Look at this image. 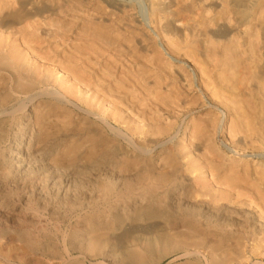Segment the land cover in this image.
I'll list each match as a JSON object with an SVG mask.
<instances>
[{"label":"bare ground","instance_id":"6f19581e","mask_svg":"<svg viewBox=\"0 0 264 264\" xmlns=\"http://www.w3.org/2000/svg\"><path fill=\"white\" fill-rule=\"evenodd\" d=\"M73 1L0 0V35L7 34L9 36V34L20 32L24 33L23 37L26 39L25 42H20L26 46L25 48L21 44V52L5 53L3 50L4 45L0 44V181L12 186L10 191L13 190V194L17 196L16 202L23 205L24 202L26 204V201L27 203H33L30 211L33 218L39 219L44 216L43 213L49 207L52 196H54L52 200L58 206L65 207L68 212L74 211L75 208L80 209L81 214L79 213V216L82 221L88 225L87 228L90 231H94L92 237L89 236L87 244L96 253L94 260L88 255L83 256V264L85 262H90V264H158V262L147 260V255L145 257L144 254L135 252V248H129L128 245L123 248L124 241L122 244L119 243L122 239L126 242L129 239V242H135L136 245L146 243L147 248H151V242H155L163 251L162 257L175 252L177 253L174 258L176 260L182 257L189 259L204 255L211 260L217 259L218 263L222 260L228 262L227 256H232L233 259L234 255L243 253L238 248L242 242H252L253 245L250 251L254 253L258 249L257 247H260L257 246L258 242L264 239V233H262L264 231V170L259 172L256 169L257 167L252 170L251 160L245 158L249 154L237 158H235V155L244 150H252L258 162H261L264 158V151H262L264 150V102L260 99V96L264 98V93L262 90L260 91L258 98L260 97L261 101L258 99L259 102L256 105L253 102L254 107H251V109L254 111L251 112V109L250 111L249 109L246 110V103H244L245 107L242 102L240 104L242 103L243 106L238 103L239 98L236 100V95L239 92L235 90L246 76L249 79L252 76L255 83L256 81L260 82L261 84H258L262 89L264 88V21L262 24H258V29L257 24L252 22L253 19L256 21V17L261 15L256 14L255 10L258 9L257 13L258 11L264 12L262 8L263 11L257 8V0H229L224 5L225 12L221 14V17L224 15V20L221 24H218L220 19L217 16H215L217 19L208 18L207 21L201 20L195 23L190 21L193 16L188 18L184 14L178 17L176 11L174 12L176 7V10L182 12L190 11L191 8L195 10L194 5H198L197 9H201L198 18L206 19L210 9L208 6L215 0H178V2L177 0H144L148 2L147 9L143 6L144 1L139 0V15L142 17L141 20L144 21L137 20L140 22L137 23L142 25V29L139 30L136 28V19L131 18V15L126 11L127 5L125 3L121 0H100L119 15L115 17L112 15L114 20L112 25L109 24L110 26H103L104 24L101 25L102 23L97 24L96 22L95 24L91 20H87L86 24L83 25L85 27L79 29L81 32L84 29L85 34L82 32L81 35L87 34L88 37H91V39L86 38V40L91 42L93 49L97 46L96 48L101 51L103 47L100 44L109 46L113 44L115 45L114 48L119 46L120 44L117 45V42L119 37L122 36L120 38L124 42L122 45H125L127 55L129 54L136 61L141 60L143 64L145 63L148 67H151L149 74H152L154 88L142 89V92H144L141 95V92H138L139 86L136 83L142 82L143 84H140L144 85L143 76L141 81L138 77L148 73L146 69L141 73L136 72L137 75L130 72L127 74H124V72L120 74L119 72L117 75H123V78L116 77L114 89L112 90L111 85L113 84H111L108 86L110 92H105L98 81L99 84L94 82V84L96 83L95 86L93 85L95 88H89L88 84L90 83L85 80L87 78L84 79V75L79 72L80 70L78 72L74 71V65H71L68 61V63L66 62L65 59H70L69 57L64 58L65 61H61L58 63L59 65L49 61L51 63H48L50 64L48 66L51 67L46 74L37 69H32L33 67L27 68L22 65L21 59H31L30 55L37 56V52H35L37 44L34 43L38 41L35 36L38 35L39 29H42L39 27L38 21H45L46 23L48 21L49 24H51L49 20L52 21L53 32L56 31L54 30L56 27L53 26L54 21L57 24L60 21L58 18L62 15L78 11L82 6L83 2L80 6H76ZM218 6L216 5V7ZM94 7L93 10L96 9ZM133 8L130 9L133 10ZM92 16L94 17L93 14ZM90 19L92 18L90 17ZM145 20H148L149 27L167 38V46L161 47L157 43L156 38L150 33L151 31L144 25ZM225 20H227V23ZM206 22L213 25L212 31H208L211 27L208 29L209 25L206 26ZM41 25L43 26V24ZM201 25L205 26L197 28ZM51 26L49 28H52ZM62 27H57V30L59 28L62 30ZM120 27L125 32H120ZM255 31L257 32L255 33ZM40 32L39 35L41 36L43 32ZM78 33L81 36L80 32ZM206 35L210 36L209 39L211 40ZM138 36L139 41L137 40ZM254 38H256V42ZM84 40L82 39V41ZM193 42L197 43L196 47H193L197 52L194 57L196 60V64H194L196 67H194L196 69L189 70L185 63H178V56L179 52L183 51L182 49L190 48ZM122 45H120L121 50L118 51L124 52ZM107 47L105 46V48ZM84 48L86 49V47ZM193 49L191 50L195 55ZM82 50L80 49V52ZM114 50L111 51L114 52ZM90 51L86 52L90 53ZM141 51L144 55L141 54ZM117 52H114V54ZM96 53L98 52L96 51ZM96 53L95 55L98 56ZM95 55L94 57H96ZM108 57L114 62L118 60L114 56L107 55L105 56L107 60L104 58L106 62H110ZM97 60L99 61V59ZM40 62L42 63V61ZM104 63L103 66H105ZM111 65V67H115L116 64ZM250 68H254L251 76L249 74L252 69L249 73H246L247 69ZM102 70L104 72V69ZM134 70L136 71V69ZM129 71L131 70L129 69ZM52 74H55L54 78ZM65 75L72 77L75 86L80 85L81 87L82 85L86 89V93L91 91L90 98L95 99V103L98 104L96 107V104L92 106L93 111L80 108L70 100V96H73L72 91L70 87L63 84L65 81L62 82L66 78ZM195 78L196 80L199 79L200 82L198 88L194 85ZM251 81L250 84L253 83ZM255 83L256 86L257 83ZM150 85L151 83L147 87H150ZM241 85L244 87L247 84L242 83ZM254 85L252 86L254 87ZM239 87L241 86L239 85ZM253 87L250 89L252 90ZM238 90L240 89L238 88ZM226 91H229V94ZM252 91V93H256L253 97L257 100L258 90ZM75 92L77 93L76 90ZM117 92H122V95L126 93L128 102H130V99L140 101L149 99L151 101L149 103L156 107L157 112L161 108H171L173 111L176 109L183 114L184 112L186 114L189 112L194 113L195 110L202 109H209V112L208 114L192 117L185 124L184 130L187 128L189 131V144L186 145L185 143L184 145L181 142L180 148L175 149L172 147L174 139L179 133L175 130L176 120L174 123L169 122L166 126L164 125L165 127L160 126L162 123L157 120L156 123L159 127L150 130L154 137H147L143 131L144 129H142L144 126L134 127L129 122L131 119L122 116L124 110L118 107L117 95L114 94ZM231 92L237 93L236 95L234 93L232 97ZM189 93H193V95L189 97ZM252 93L249 94L253 95ZM249 94L246 95L249 96ZM250 97L249 99H251ZM40 98L47 99V101L44 100L38 103L43 105L45 111L58 114L56 109L61 108V105H68L92 117L93 122L96 124L95 128H98L97 131H99L95 132L96 134L100 135L102 131L107 134V138H102L99 135L93 136L94 132L92 134V139L96 137V140L93 144L95 151L93 164L88 170L93 171L92 190L94 196L90 199L85 200V198L80 197L77 202L68 198L71 190L74 192L73 196H77V189L81 185L80 177H84L87 171L83 170L80 163L79 148L82 139L80 132L82 133V131L79 132V130L74 129L71 131L72 134L66 135L61 134L54 125V127L50 126L47 122V119L52 117L50 114L43 113V108L41 112H35L38 107L36 103ZM240 99L242 100V97ZM216 104L226 108L229 111L228 114L232 113L229 116L231 118L228 121L230 122L229 125L226 124L227 113H224L225 117L222 119L221 116H217L213 112L212 108L218 109ZM230 104L232 105L230 106ZM125 105L127 107V104ZM250 106L252 105L250 104ZM46 108H49V110ZM110 110H112L110 114H107ZM94 111H98L100 115ZM109 119L123 126H114ZM144 120L140 119L138 121L143 122ZM153 120L152 123L155 122ZM84 121L87 120L84 119ZM79 122L78 124H82ZM87 123L89 122L87 121ZM163 123L167 122L164 121ZM79 127L82 126L79 125ZM217 133H221L225 137L229 146L219 144L216 137ZM134 135H138V138H134ZM67 136L75 141L68 151L65 149V142L67 141L65 138ZM84 140L87 141L86 138ZM194 142L195 144H193ZM222 147L232 153L231 157H227L231 163L226 167L223 176L214 180L213 188L204 190V188L191 183L193 178L190 175L197 170L199 171V169H204L207 173H211L209 175L214 176L211 167L214 166L213 162L226 160ZM254 150L260 151L254 152ZM55 157H64L65 159L68 157V161L67 163H59L60 158L54 161L53 158ZM32 159L35 163L31 162ZM38 164L41 166L39 167ZM39 169L42 170V174H39ZM187 171L190 172L189 175L186 173ZM65 176H68L67 179ZM21 191L26 194V201L24 202L21 199V197L23 198ZM241 197L247 198V200H243ZM257 201L260 206L263 205L259 208L263 209L258 208ZM242 204H245V208L252 206L256 209L257 207L256 210L259 214H253L252 211H248L249 208H240L239 205ZM0 206H2L1 203ZM7 206L9 204H6ZM0 216L3 217L1 212ZM259 235H262V238ZM121 248L125 251H121ZM66 256L69 260L72 259L69 253ZM219 256L227 258L226 260L220 258L219 261L217 258ZM239 260L241 262L245 258L243 260L239 258ZM185 261L187 262V260ZM190 264L192 263L190 262Z\"/></svg>","mask_w":264,"mask_h":264},{"label":"rangeland","instance_id":"374dc122","mask_svg":"<svg viewBox=\"0 0 264 264\" xmlns=\"http://www.w3.org/2000/svg\"><path fill=\"white\" fill-rule=\"evenodd\" d=\"M85 1H89V2H85ZM121 1L128 6V7L126 6V11H128L129 15H131V18L136 19L135 20L136 23L137 22L140 23L139 21H137L138 19L139 20L142 19V17H140V15H139V0H121ZM142 1H144V0H142ZM209 1H211V0H209ZM224 1L225 0H215L214 2L212 1L211 2L212 4L213 3L214 4L216 3V4L215 5L214 4L213 5L209 4L210 6H208V7H210V9H209V12L207 13L206 19L205 18L201 19V17L198 18V15H199L200 10H201L199 8H198L199 10L197 9V7H199L198 5H194V8L196 7L197 10L196 9L193 10V8H191L190 11H182V12H180L179 10H176L177 9V7H176V8H174V12L176 11V15L178 14V17L182 16L184 14H185L184 16H187L188 18L189 17L191 18V16H193L192 19H190V21L191 22H195V23L199 22L201 20L207 21L208 18L217 19V17H219L218 19H220V20H218V24H221V23H223V20H224L223 19L224 15H222V17H221V14H223L225 12L224 5H226L229 0H226L225 2ZM73 2H74V5H76V6H80V4L83 2L81 4L83 7L82 6H80V8L78 7L79 8L78 11H75L73 13L70 12L68 15H62L60 18H58V19H60V21L58 22L59 25H58V23L56 24V22L54 21V24H56V25L53 24V26L56 27V28L54 27L55 28L54 30H56V31L53 32V27L51 26L52 25V21L49 20V22L51 24H49L48 21H47V23L45 21H38L39 22L38 23L39 27L42 28L45 31H43L42 29H39V33L41 34L40 31H42L43 32L42 33L43 36L42 35L40 36L39 33H38V35L35 36L37 38L38 42L34 43V44H37V45L35 46L34 44H32V45L35 46V52H37V56L34 57L33 55H30L32 57L31 59L30 58H27L25 60L21 59L22 65H25V67H27V68H29V67L32 68L33 67L32 69H37L38 71H41L42 73L46 74V73L49 72L48 70L51 67V66H48V65H50L48 63H51L49 61H53L54 64L59 65L58 63H60L61 61H65L66 60V62L68 61V62L71 63V65H74V67H75L74 71L78 72L80 70L79 72L84 75L83 76L84 79L87 78L85 80L88 83H90V84H88L89 88H95L94 87L95 84L99 82L101 84V87L104 89L105 92H107V91L110 92V90H109L110 88L108 86H110L111 84H113V85H111L112 90L114 89V87H115V82L114 81L117 79L116 77L121 78V79L123 78V75H120V76L117 75V74H119V72H120V74H122V72H124V74H127L128 72L136 74V72L141 73L143 70L146 69V70H148L147 71L148 73L145 72L146 74H143L140 77H138V79L140 78L139 81H141V77L142 76H143V78L145 80V82H144L145 86L141 85V84H143L142 82L136 83L139 86L138 92H141L140 93V95H141L144 92V91L142 92V89L146 90L147 88H149V89L154 88V83L152 84V80H153L152 74L151 73L149 74V72H150L149 70H151V67H148V65L145 64V63L143 64V62L141 60L140 61H138V60L136 61L134 59V57L132 58V57H130L131 55H129V54H128L129 56L127 55V52H126L127 50L125 49V45H122V44H124V42L120 38L122 36L119 37L117 45L118 44L122 45V48L124 47L122 49L124 52L118 51V50H121V46L120 45L116 46V48H114L115 45H113V44H111V46L105 45V44H100V45H102L101 47H103L102 49L103 50L105 49L104 51L103 50L101 51V50H99V48H96L97 46H95V48L93 49L92 46H91L92 45L91 42L88 41L89 39H91V37H88L87 34L84 35V36L81 35V33L84 31V29H83L82 32L79 29H81V27H83V28L85 27L83 25L86 24L87 20H91V22H93V23L96 22L97 24H101L102 23L101 25L104 24L103 26H110V25L113 24L112 21L114 20V17L118 16L119 14L117 12H115L114 10H112V8H110L108 5H106V3H104V2L102 3V1H100V0H74ZM76 2L78 3V5H77ZM84 2H85V6L83 5ZM177 2H178V0H177ZM263 3H264V0H257V4H258L257 8H259V10L261 8L264 10V4ZM97 5H98V7H97ZM216 5L217 6L219 5V6L216 7ZM94 6H96V7H94ZM143 6L147 9V7L149 6L148 2L144 1ZM93 7L96 8V9L93 10L92 9ZM214 7H216V8H214ZM130 8H133V10L130 9ZM214 9L216 11L219 10L220 12L217 11V12H219V13H217ZM257 10H255L256 14H258V15L261 14V15L257 16L255 14V17L257 16L256 19H255L256 21H254V19H253L252 22L253 23L255 22L254 24H257L256 26H257V29H258V24H262L263 21H264V17H263L264 16L263 15L264 12H261V11L259 12L258 11V13H257ZM89 11H90V13L88 14ZM102 12H104V13H102ZM196 12H198V13H196ZM252 12L254 14V9L252 10ZM92 14L94 15V17L92 16ZM69 16H71V17H69ZM215 16H217V17H215ZM90 17L92 19H90ZM102 17H103L104 20L102 19ZM66 18H67V20H66ZM95 18L97 19L96 21H95ZM193 18H195V19H193ZM68 19H69V21H68ZM109 19L110 20L112 19V20L110 21ZM72 20H74V21L72 22ZM226 21L227 20H225V22ZM60 22H62V23H60ZM71 22L73 23V25H72ZM105 22H106V24H105ZM142 22H144V21H142ZM225 22H224V24H225ZM138 23H137V25L135 23H133V24H135L137 26L136 28L138 30L142 29V25H140ZM41 24H43V26ZM67 24H68L69 27L67 26ZM48 25H50L52 28H49L50 26H48ZM70 25H72V26H70ZM144 25L147 27V29H149L151 31L150 33L153 34V36L157 40V43L160 44L161 47L167 46V43H168L167 38H165V36H162V34L160 32H156L155 30H153L152 27H149L148 20H145ZM205 25L206 26L209 25L208 29L211 27L208 31H212L211 29L214 28L213 25L212 24L211 25L208 24V22H206ZM205 25H201L199 27L197 26V28H201V27H203ZM227 25H229V24H227ZM57 27H62V30H61V28H59L57 30ZM246 27L248 28V26H246ZM65 28H67V29H65ZM254 28H256V27H254ZM121 31H124V29L121 28L120 32ZM45 32L47 33L46 35H45ZM78 32H80L81 36H79ZM256 32L257 31H255V33ZM17 33L9 34V36H7V34L0 35V44L4 45V49L3 50L5 51V53L21 52L20 50H21V47L23 45L22 43L25 42L26 39H24V37H23L24 33H20V32H17ZM146 35H148V34H146ZM254 37H255V34H254ZM86 38L88 40H86ZM207 38L209 39L210 36H207ZM82 39H85L86 41L85 40L82 41ZM255 39L256 38H254V40ZM137 40L139 41V36L137 37ZM209 40H211V39H209ZM20 42H22V43H20ZM255 42H256V40H255ZM40 45H42V46H40ZM196 45H197V43L193 42V43H191V47L190 48L193 49V47L194 46L196 47ZM105 46L106 47L108 46V47L105 48ZM23 47L26 48V46H24V45H23ZM84 47H86V49ZM89 47L93 51L96 49L94 51V54H93L92 50L91 51L89 50L90 49ZM112 47L114 49H116L118 52L116 50H114ZM118 47L120 49H117ZM83 48L85 49V52L83 51L84 50ZM190 48L187 47V48L182 49L184 51V54H187L189 56L184 55L182 50H181L182 52H179V56H178L179 62L178 63L179 64H184L185 63V65L188 66L187 68L189 70H191L193 68L195 70L196 69L195 68L196 65H194V64H196V60H195L194 57L196 56L197 52H196V50L193 49V51L195 52V55H194V53L192 52V50ZM80 49L81 50L83 49V50L80 52ZM111 50H114V52H117V53L114 54V52L111 51ZM86 51H90V53H88ZM96 51L98 53H96ZM102 52H103V54H102ZM141 52H142L141 54L144 55L143 51H141ZM185 52H188V53H185ZM189 52H191V53H189ZM84 53H86V54H84ZM95 53L98 54V56L95 55ZM99 53L101 54L100 57H99ZM38 55H40L41 57H39ZM94 55L96 57H94ZM107 55L108 56H110V55L114 56V57H116L115 59H118V60H116L114 62V61H111V59H109V57H108V60H110V62H106L105 59L107 60V58H105V56H107ZM88 56L91 57V58H89ZM92 56L94 57V59H93ZM66 57H69L70 59H68ZM52 58H54V59H52ZM64 58H66V59L63 60ZM187 58H188V60H187ZM189 58H191V59H189ZM97 59H99V61ZM94 60H95V62H94ZM190 60H192V61L190 62ZM40 61H42V63ZM43 61H45V62H43ZM75 61H77V62H75ZM192 62H193V64H192ZM84 63H87V64H84ZM103 63H104L105 66L102 65ZM111 64H116V65H114L115 67H111L112 66ZM92 66H93V68H92ZM103 67H106V68H103ZM109 67H111L112 70H110L111 68L109 70H107V68H109ZM128 67H129V69L131 71H129V69H127ZM120 68H122V69H120ZM102 69H104V72H103ZM134 69H136V71ZM113 70H114V72H113ZM250 70H251V72H250L249 76H251V74L253 73L252 71H254V68H250L249 70L247 69L246 73H249ZM105 71H108V72H105ZM99 75L100 76L102 75L103 77L102 76L100 77ZM246 75H248V74H246ZM52 76L54 78L55 74H52ZM65 76H66V78H64L62 80V82L65 81V83H63V84H65L66 86L70 87V89L72 91L73 96H70V100L72 102H74L80 108L86 109L88 111H93V107L92 106H94L96 103H95V99L93 100V99L90 98L91 91L90 92L88 91V93H86L85 92L86 89L83 88L82 85H81V87H80V85L75 86V84H73V80L71 79L72 77H69L68 75H65ZM93 77L94 78L96 77V79H94ZM246 77L244 78V81L242 82L244 85L247 84V85L244 86L245 88L243 87V85H241L242 83H239L238 87H237V90H235V91H237L239 93H237V92H234V93H235V95L237 93L236 100L239 98L238 103L240 104V102H242L243 105H244V103H246V110L249 109V111H250L251 107H254L253 104L255 103L254 105H256L259 102L258 99L260 97H261L260 99L264 102V98L262 96H260L258 98V95H260V93H261L260 91L261 90L264 93V88L262 89V87L260 86L261 83L257 82V81H256V83H257L258 86L256 85L257 86L256 87L254 85L255 80H253L254 78L252 79V76H251L252 81H251V79H249V77H247L251 82H253V83H251L252 85H254V87H253L250 84V81ZM105 78H107V79H105ZM198 78H199V76H198ZM245 81H247V82H245ZM94 82H96V83L94 84ZM149 82L152 85V86L150 85L151 88L147 87L150 84ZM145 83H149V84H145ZM258 83H260V84H258ZM199 84H200L199 79L196 80V78H195L194 85L196 86V88L199 87ZM239 85L241 87H239ZM250 86L253 87L252 90H254V91L258 90L257 91V95H256L257 100H256L255 97H253V96H255L256 93L255 92L252 93L253 91L250 89L251 88ZM140 87H141V89H140ZM246 87L248 89H250V90H248ZM255 87H256V89H255ZM238 88L240 90H238ZM75 90L77 91V93L75 92ZM244 91H246V92H244ZM226 92L229 94V91H226ZM234 93L231 92V96L232 97L234 96ZM249 93H252L253 95H251ZM263 93H262V95H263ZM114 94L117 95V101L116 102L119 105V106L118 105L117 106L119 108H122V110H124V113H122V116H125L129 120L131 119L129 122H131L132 123L131 125L134 126V127L135 126H139V127L144 126V127H142V129H144L143 131L145 132V135L147 137H150V138L152 136L154 137V135L151 134L150 130L152 128L154 129V128L159 127V125L156 123L157 120L161 121L162 124L160 126H164V125L166 126L169 122H173L174 123L175 120H176L177 124H175V130H177L176 132H179V133L176 135V137L174 139V145H173L172 148H175V149L180 148L181 142H183L184 145H185V143H186V145L189 144V141H190L189 140V135H188L189 131H188L187 128H186V130H184L185 124H187L188 121L192 117H197V116H200L202 114H208V112H209V109H202V110H195L194 113H190L189 112V113L186 114L184 112V114H183L182 112H179L176 109H175V111H173L171 108H161V110L157 112L156 107L153 104L149 103V102H151L149 99H147L145 101H140L138 99L137 100L132 99L135 102L130 99V102H128L126 93L123 94V95H122V92H117V93H114ZM189 94H190L189 97H191L193 95V93H189ZM238 94H240V95H238ZM246 94L247 95L249 94V96H251L250 97L251 99H249V96H247ZM241 97H242V100H244L245 102H243L240 99ZM123 98H124V100H123ZM44 100L47 101V99H45V98L38 99L36 105L38 103H40V102H43ZM255 101H257V102H255ZM128 103H129V105H128ZM213 103H215V102H213ZM242 103L240 105H242ZM125 104H127V107H126ZM207 104L209 106L208 102H207ZM232 104H230V106ZM250 104L252 106H250ZM97 105L98 104H96L95 107ZM216 105H218V104H216ZM37 106L38 107L36 108L37 110L35 109L36 110L35 112L39 113V112H41V110L43 108V105H39L38 104ZM259 106H261V105H259ZM128 107H130V108L127 109ZM244 107H245V105H244ZM247 107H249V108H247ZM46 109L49 110V108H46ZM225 109L226 108H224V107H222L220 105H218V109H213L212 108L213 112L217 116H221L222 119L225 117V114L227 113L226 114V116H227V118H226V122L227 123L226 124L229 125L228 123H230V122H228V121H230L229 119H231L229 116L232 113L230 112L228 114L229 111L227 109L226 110ZM43 110H44L43 113L50 114L52 116L51 118L47 119V122L49 123V125L50 126L54 125L60 131L61 134H66V135L72 134L73 132H71V131H73L74 129L76 131L79 130V132L82 131V133L80 132V135H81V138H82L80 140L81 144H80V148H79L80 149L79 152H80V156H81V162L80 163L83 166V170H87V171H86L84 177H80L81 185L77 189V192H78L77 196H73L74 192H73V190H71V194L68 196V198H69V200L77 201V202L80 199V197L81 198L82 197L85 198V200L90 199L91 197L94 196V191L92 190V188H93V186H92V183H93V181H92L93 180L92 179V173H93V171L92 170L88 171V170L92 167L93 154L95 153V151L93 149V144H94V142L96 140V137H95V139H92V134L94 132L93 136L94 135L95 136L99 135V134H96L97 132H99V131H97L98 128H95L96 124L93 122L91 116L85 115V114L81 113V111H77L73 107H69L68 105H61V108L56 109V112L58 114H56V113L54 114L53 112H47V111H45L44 108H43ZM252 110L253 109H251V112L254 111V110L253 111ZM258 110H259V108H258ZM111 111L112 110L107 112V114L108 113L110 114ZM133 111H135V112H133ZM95 113L99 114L98 111H96ZM127 113L131 114V115H128ZM155 113H158V114H155ZM124 114H126V115H124ZM159 114H160V117H159ZM183 115H185V116H183ZM134 117H137V118H134ZM153 117H155V118H153ZM58 118L61 119V120H59ZM150 118H151V120H150ZM56 119H58V120H56ZM84 119L87 120L89 123H87V121H84ZM135 119H137V120H135ZM140 119H145V120L143 122H139ZM153 119H155V120H153ZM152 120L155 121V122L152 123ZM166 120H168V121H166ZM72 121H73V123H72ZM109 121L114 126H117V127H122L123 126V125H120L118 122L115 123L114 120H110L109 119ZM164 121L167 122V123L164 124L163 123ZM78 122L82 123V124H78ZM180 122H181V124H180ZM66 124H68V125H66ZM64 125H66V126H64ZM79 125L82 126V127L80 128ZM88 127H89V129H87ZM94 128H95V130H94ZM53 129H55V128H53ZM87 132H88V134H90V132H91L89 137H87L88 136ZM171 133H172V131H171ZM85 134H87V135L84 136ZM105 134L106 133L104 131H102V133L99 136H102V138H107L106 137L107 134L106 135ZM216 137H217V141L219 142V144L221 146H224V145L226 147H227V145L229 146V143L226 141L225 137H223L221 135V133H217ZM85 138L87 139V141L84 140ZM134 138H138V135H134ZM65 139L67 140L65 142V145H66L65 149H67V151H68L69 149L72 148L73 142H75V141H72V138L70 136H67ZM90 140L93 141V142L91 143ZM219 140H221V141H219ZM85 141H86V144L84 143ZM83 143H84V145H83ZM190 143H192V142H190ZM193 144H195V142ZM222 150H224V156H225L226 160H222V161L219 160V161L213 162L214 166H211V167L213 168V172L212 173H213L214 176L212 177L211 175H209L211 173H207V171H205L204 169L203 170L199 169V171L197 170V171H195L196 173L194 172V174L190 175L193 178L191 183H193L197 187L204 188V190L205 189L211 190L213 188L214 180L220 178L221 176H223L224 172L226 171V167L231 163V161H229L227 159V157L228 158L231 157L232 153L228 152V150H225V147L224 148L222 147ZM257 151H260V150H254V152H257ZM262 151H264V150H262ZM246 154H249V155H246ZM242 155H244V156L246 155L245 158L246 159L248 158V160H251L250 162H251L252 170L255 169L256 167H257L256 168L257 171H259V172L264 170V158L262 159L261 162H258L257 161V157H254L255 154L253 155V151L252 150H244L243 152H240L238 155L236 154L235 158H237L238 156H242ZM59 158L60 157H58V158L55 157L53 159H54V161H57ZM251 158H255V159H251ZM242 159L244 160L243 157H242ZM67 161H68V157H67V159L62 157V158H60V162L59 163H61V162L67 163ZM220 161H221V163H220ZM31 162L35 163V161L33 159L31 160ZM38 165H39V167L41 166L40 164H38ZM38 172H39V174L43 173L42 170L40 171V169H39ZM186 173H188V175L190 174L189 171H187ZM209 176H210V178H209ZM67 177L68 176H65L66 179H67ZM11 187L12 186H10L9 184L0 181V203L2 204V206H0V212H1L2 216L4 217L3 218V217L0 216V234L2 235V237L0 238V264H83V260H84L83 256H87V255L91 259H93V260L95 259V257H94L95 254H96L95 250L92 251V249L90 248L91 246H89V244H87V240H88L89 236L92 237V235L94 234V231L93 230L90 231V229L87 228L88 225L85 222L82 221L81 217L79 216V213L81 214L80 209L75 208L74 211L68 212V211H66L65 207L58 206L57 203L54 200H52L53 197H54V196H52L50 198L49 207L43 213L44 216L39 218V219L33 218L31 216V212H30L31 208L33 207V205H32L33 203L32 202L31 203H27V201L25 199L26 198V194L24 193V191H21L20 193L23 196V198L21 197V199H23V202L26 201V204H25V202H24V205L22 203L16 202L17 196L13 194V190L10 191ZM37 188H39V186H37ZM241 198H243V200H247V198H244V197H241ZM254 201H256V200H254ZM6 204H9V206L6 207ZM11 204H12V206H11ZM256 204L258 205V208H259L260 205H259L258 201L256 202ZM239 207L242 208V209L249 208V207H247V204H246L247 208H245V204L244 205L243 204L239 205ZM260 207H263V205H261ZM263 208H259V209H263ZM249 209L250 210H248V211H250V212L252 211L253 214H257V215L259 214L258 210H256L257 207L255 209V207L253 208L251 206ZM257 215L254 216V217L256 218ZM53 217H55V218H53ZM262 233H264V231ZM261 236L259 235V237H261ZM261 241H259L258 244H257V246H260V247H257L258 248L257 249L258 252H257V250L254 252L257 255L250 251V249H251V247L253 245L252 242L251 243L250 242H242V244L243 243L244 244L243 245L241 244V245L238 246L239 250L243 252V253H240L241 256H240V254H238L239 256L238 255H236V256L234 255L233 259H232V256H227L228 258L227 257L222 258V257L219 256V257H217L219 261H220V258L225 259V260L227 258V259L230 260V262H229V260H227L228 262L225 261L226 262L225 263L224 260L221 259L222 262L220 261L219 263L220 264L221 263L222 264L223 263H225V264H227V263L228 264H264V254H263L264 253V239H261ZM122 242H123V245H122L123 248H124V246L126 247L127 245H128L129 248H131V247H132V249L135 248V250H134L135 252L142 253V254L145 255V257L147 255V257H146V259L148 258L147 260H151L153 262H158V264H166V263L167 264H182L184 262V260H187V262H189L188 264H190V262L192 264L193 263L194 264H206V263L207 264H219L216 261L217 259H215V260L213 259L214 260L213 261V260L209 259L207 256H204V255H199L198 257L189 258V259L182 257V258H179L178 260H176L174 258L176 257L177 253L174 252V253L166 255V257H162L163 251L155 242H151V246H150L151 248H147L148 245H146V243H142V244L136 245L135 242H129V239H128V242H126L124 239H122V241H120L119 243L122 244ZM241 247L244 250H241L242 249ZM123 248H121V251L124 252L125 250ZM65 253H66V255H67V253H69L71 255L70 257L72 259L69 260L67 258V256L65 255ZM153 257H155V258L153 259ZM239 258L242 259V260L245 258V260H243L245 262H243V261L240 262ZM246 258H248V259L246 260ZM236 260H238L239 262H237ZM234 261L237 262V263H235ZM187 262L185 261L183 264H185ZM85 264H90V262H85Z\"/></svg>","mask_w":264,"mask_h":264}]
</instances>
